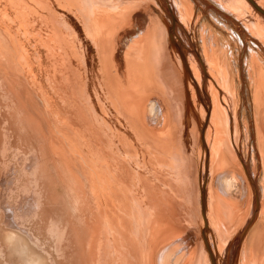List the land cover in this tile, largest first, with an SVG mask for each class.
Here are the masks:
<instances>
[{"label": "rangeland", "instance_id": "obj_1", "mask_svg": "<svg viewBox=\"0 0 264 264\" xmlns=\"http://www.w3.org/2000/svg\"><path fill=\"white\" fill-rule=\"evenodd\" d=\"M98 1L101 0H0V214L4 215L3 212L5 213L6 211L7 213L5 214H11H8L10 219L16 220L18 222L20 221L21 224L32 228L31 224L34 216L33 213H35L36 210L34 212L32 207L30 210L32 212L29 211L30 214L28 213V216H26V206L32 203L35 189L33 187L35 186L34 184L36 183V179L40 177L43 178L47 175L49 176L50 174H53L55 169L60 167L59 161L61 160L60 154L62 155V153L61 148H59V146L56 144V140H61L60 137H62V133L66 132V127L68 126V123H70L73 126L72 127L70 125L73 129L80 128L84 130H90L89 132L93 137L99 133L103 135L105 142H98V144L100 146L106 145L111 148L109 149V156H111L118 163H123L126 166L127 172L125 173L124 179L120 180L119 188H123L125 207L126 209L128 208L129 211V219H126L128 228L131 231L135 229L133 220L134 217L137 218V223L139 224L140 229L146 232H148L149 223H154L155 221L161 226H169L171 228L170 238L173 236L176 238L173 237L175 238L174 240L172 238L170 239L168 236L169 234L163 236L160 239V247L158 246L159 249L157 251L161 250L164 246H168V243L170 245L173 243L172 246L174 248L181 246V248H184L185 241L182 232L185 229H194L193 232L199 239L200 244H203L204 254L208 252L209 257L210 255L214 254L213 256H216V264H220L219 262L224 264L222 261H226L227 264H234L235 261L232 259V257H235L237 253L239 254L237 264H239V258L241 260L243 258L241 255H243L242 251L244 245L245 247L250 245L253 238H255V242L254 240L253 242L256 251L258 250L259 254L264 253V206L262 204V202L264 203V188L262 189V187H264L262 186L263 167L261 166L259 168L257 165V152H254L253 154L251 153V146L256 145V148H259V142L257 140L258 137L256 136L257 126L254 119L255 111L253 109L254 107L258 106V102L260 101H262V104L264 105V81L262 80L264 79V72L262 71L264 70V22L262 20H250L253 26H256L260 32L259 36L262 39H260V37L258 39L256 38L258 36L257 33H251L250 30H246L245 28L244 30L240 28V26H237L232 21L228 20L229 17H223L222 15L220 16V14L217 13L216 5L213 0H205L206 2H204L207 4V6L202 3L201 0H184L182 5L183 7L178 4L182 14L177 13V16H174L176 24H173L171 17L168 18V16L165 18V16L158 15L157 9L159 5L156 2L157 0H119V2L118 0ZM173 1L178 0H172V2ZM120 2H122L123 5ZM97 4L100 7L97 6ZM237 5L240 6V4ZM104 6L107 8V10ZM85 8H90V17H87L84 14L83 9ZM145 10H149L153 14L156 13L155 17L156 19L158 18L157 24L158 27H160L158 34H156L157 37H155V41L153 42L154 45L146 50L150 57V60L147 61V63L150 64L147 65L156 71L158 76H160L158 77L159 80H163L167 86L171 85L172 88H170L172 89V92L174 91L173 93H175V95H173V119H171L173 120V123L170 120L169 125V128H171L173 133L168 138L160 136L155 137L152 135L153 138L151 139H156L153 140V142L150 140L152 143L149 142L148 138L150 137L148 136L149 133L147 130L143 131L144 129H142V136H138L131 124L127 122L125 116L120 114L122 109H118L116 107L115 101H112L110 96L107 95L108 83L106 82V79L103 75L105 70H110V79L119 84H123V91H125V94L127 93V89L125 88L126 86H124L125 77L123 74H118L116 71L117 68L121 69L122 71L124 68L117 67L113 58V52L116 49L115 53H117L118 46H116V43H114L115 41H108L106 32L107 30H111V28L108 27L110 25L114 27L116 32L121 31L123 28L131 29V27L134 26V19L138 15H141V12L143 13ZM92 11H95V13ZM239 11L241 12V15L243 14L246 16L244 14V11H246L245 8L240 7ZM224 13L230 16V14L227 12ZM114 14L118 15L114 16ZM98 16L100 17L97 18ZM231 18L233 17L231 16ZM240 21L242 22V20ZM257 22L261 23L259 24L260 27ZM60 31L62 35L59 33ZM212 38L217 40V45L211 42ZM254 41L258 46H255V44L252 43ZM250 44H252V46ZM207 45L210 49L211 47H214L216 54L219 55V53H223L225 55L224 57H226V55L228 56L230 65L232 66V71H230V73H234V78L230 76L232 91H235L237 82L240 99L237 111L239 113L236 117V123L239 125L238 121L241 122V132L238 138L239 141L237 142L241 151L237 153L238 161L232 158V156H229V152L225 147H220V140H222L224 137L222 136L221 124L218 122L216 117H214L216 120L215 124L211 126L213 129L209 132L210 134H207L208 127L211 125L208 124V122H213V115L211 113L212 111L209 108L211 107L212 103L207 90L209 87V81H207L209 76H207L205 72L201 70L203 75V80L201 81H205V83L207 82L206 86L205 83H201L200 85V83L196 82L192 74L193 70H195V68H193L194 59L197 61V63L202 62L203 66L201 63H198L199 67L201 66L200 69H204L205 67L208 75L210 74L208 67H206L207 64L205 63L206 61L204 55H202L204 52L209 55V52L207 51ZM154 47L155 49L157 48V55H160L159 53L161 50V52L165 54H163V61L158 60V56L153 49ZM251 47H254L253 49H256L259 51V53H261L259 54L261 57L259 58V62L260 73L262 74L260 76L263 87L261 94L259 95L260 99L255 97V80L257 77L255 79V76L251 74L249 69L252 66L251 56L255 54V52L251 50ZM74 53L79 54L77 55ZM103 53L106 55L104 65L102 60ZM199 53L201 54L199 55ZM182 54L185 58V64L181 58ZM200 58L202 60H200ZM73 69L74 71H72ZM8 70H10V72H8ZM20 73L21 76L19 75ZM206 77L207 80H204ZM214 80L217 82H214L216 85L219 84L217 85L218 88L219 86L221 87V84L218 82V80H216L215 77ZM14 82H16V86ZM214 83H212V85H214L216 88ZM65 84H67V86ZM70 84L72 87H69ZM2 85H5V88ZM71 89L74 90L73 101L80 108V110L78 109L79 111L77 110L75 112H70L66 106L67 103L64 99V95H71ZM222 93L226 94L225 97ZM188 94L189 101L186 99ZM217 94L222 96L223 100L225 98V103L228 102V93L225 91V89H217ZM23 95H25V97ZM144 98L146 99V96H143V100ZM19 101L20 103H18ZM200 107L203 108L204 111H201L203 109H200ZM74 113L75 115H73ZM13 114L16 116V118L13 116ZM205 114L208 115L206 116ZM219 114L221 117L223 116L221 115L222 113ZM148 115L149 111L147 110V116ZM21 116H23V118ZM27 116L29 117V120H27ZM207 118L210 119L207 120ZM26 120L30 125H28L29 128L27 126L28 123H26ZM242 124L245 125L243 126ZM38 125L39 127H37ZM61 126H63L65 130L61 129ZM201 126L204 127L202 128ZM144 127L147 128V125L145 124ZM148 127L151 128V130L156 131L162 126H152L149 124ZM32 129L34 132H32ZM55 129L59 131L55 132ZM51 135L53 137H51ZM123 135H126V137ZM127 136L129 141L127 140ZM202 136L205 137L203 138ZM206 136L208 137V140L212 142V144H209L211 147H209L208 150L202 148V142L205 143L203 147L207 146L206 143L208 141H206ZM253 136L255 138H253ZM216 137H218V139ZM120 139L121 141L119 142ZM202 139L204 141H202ZM23 141H25L26 144ZM210 141L209 143H211ZM152 144L153 146H151ZM157 146H159V148L162 150H159ZM135 150L137 151V154ZM170 150H172V152ZM111 151L112 154L115 155H112ZM203 153L206 155H203ZM159 155H161V157ZM229 158L231 160L233 159V161L229 160ZM242 160L248 163L255 162V169L259 170H255L254 175L248 172L250 174L249 176L255 180H253V182L257 184L258 188L260 187L258 190V193L260 192L258 197V208L260 209L258 212H255L256 215H254V211H252V209L254 210L253 202L255 197L253 194L252 184L249 182V180L248 183L250 186V191H248L246 194V199L244 198L246 201L244 199L239 200L240 198L238 199V196L236 197V195L232 196V199L231 197L229 199L225 196H222V198V194L216 188L218 176L224 172H243V174L248 179V174L245 170V167H240ZM62 161L64 163L65 159L61 160V167ZM169 161H171V163ZM51 169L53 171H51ZM203 179H205V181H203ZM259 182H261L260 185ZM146 183L149 185L147 186ZM64 189L65 188L63 185L56 191V197L51 196L53 203L52 207H55L60 203V201H64L66 199L68 201L70 200V197L67 196V190L65 192ZM211 190L212 198H214L211 199L213 205L215 202L224 204L227 203L230 206L233 205V207L235 206L237 208L236 209L234 207L237 211V218L242 216L235 230H222L223 235L221 238L223 239L224 237L226 239V243L223 245L224 247L222 246V253H218L219 250L216 248L218 247V239L215 234V230H212L209 222L207 223L206 221L208 220V215L206 214H209L210 211L208 201ZM260 190L262 191V194ZM30 194H32V197ZM260 195L263 196L261 197ZM119 209L120 208L114 210L113 219L109 218L104 220L102 227L107 228L111 227L112 225H116ZM8 210L13 212L10 213ZM182 210H184V212ZM201 215H204V219ZM250 215L252 218H249L251 217ZM205 216L207 218H205ZM0 221L2 222V220ZM204 225H206V227ZM0 227V246H4V248L7 249V244L4 240V237L9 229H7L5 225L1 223ZM202 229H204V231ZM243 233L245 234L243 235ZM34 234L37 237V242L39 245L30 243L29 238L25 234L18 231V240L21 242L19 249H17L18 252H13L10 257L7 250L8 257H0V264H14V262L17 264L24 256L23 254L25 249L29 251L30 248H33L34 250L37 248V250L41 251V245L46 246L45 242L51 240L52 237H50L47 232L43 231V229L36 230ZM259 237L261 239H259ZM103 240H106L105 237H103ZM212 241L215 246L214 244L211 246L210 242ZM102 247L103 264H116L112 261V258L109 255L108 245L104 243ZM209 247L211 250H213L211 252L212 254L209 252L211 251ZM207 249L209 250L207 251ZM215 250H217V252L214 253ZM39 251H37V253ZM181 251L184 252L183 249ZM181 256L184 258L179 264H183L184 260L188 258V255L184 253H182ZM6 259L8 262H6ZM206 259L207 256L205 254V257L203 256L200 258L199 263L209 264ZM210 260H212L211 257ZM212 262L213 261H211V264H213ZM131 264L136 263L133 262ZM249 264H251L250 261Z\"/></svg>", "mask_w": 264, "mask_h": 264}, {"label": "bare ground", "instance_id": "obj_2", "mask_svg": "<svg viewBox=\"0 0 264 264\" xmlns=\"http://www.w3.org/2000/svg\"><path fill=\"white\" fill-rule=\"evenodd\" d=\"M101 1H98V2H101ZM164 1L163 0H157L156 1L159 5L158 9H157L158 15L165 16V18H167L168 16H169L168 18L171 17V21L174 24L176 22L174 16H177V13L182 14V11L179 8L180 6H178V4L182 6L184 0H178V1H173V2H172V0H164ZM201 1H202V3H204L207 6V4L205 3L206 2L205 0H201ZM213 1L216 5L217 13L220 14V16L222 15L223 17H229L228 20L232 21L235 25L240 26V28H242V29L245 28L246 30H250L251 33L252 32L257 33L258 36L256 38L259 39L260 32L256 26H253V24L250 22V20L255 19V20H262L264 22V15L262 13H260L257 10V8H255L248 0H213ZM252 1L258 7H260L261 9L264 10V0H252ZM118 2H119V0H118ZM104 3H106V2H104ZM120 3H122V2H120ZM98 4H97V6L101 5V4H99V5ZM237 4H240V6H238ZM57 5H59V4H57ZM122 5H123V3H122ZM91 6H93V5H91ZM91 6H89V7H91ZM113 6H114V4H113ZM240 7L245 8L246 11H244L245 12L244 14L246 16H244L243 14L241 15V12L239 11ZM106 10H107V8H106ZM141 10H143V9H141ZM108 11H109V9H108ZM145 11H143V13L141 12V15H138L134 19V21H133L134 26L131 27V29L123 28L121 31L116 32V30H114V27L112 25H110L108 27L111 28V30H107V32H106L108 41H110V42H111V40L115 41L114 43H116V46H118L117 47V53H115L116 49L113 52V58L115 61V65L117 67L124 68L123 71L121 69H118V68L116 69V71L118 72V74L124 75V77H125L124 86H126L125 88L127 89V93L125 94V91H123V84H119V83L112 81L110 79V74H109L110 70L108 71V70H105V68H104L105 71H104L103 75H104V78L106 79V82L108 83V94L107 95L110 96L112 101H115L116 107L118 109H122V112H120V110H119L120 114L125 116L127 122H129L131 124L132 128L136 131L138 136H142V134H143L142 129H144L143 131L147 130V132L149 133L148 136L150 137V138H148L149 142L152 143L153 140H156V139H151V138H153V136H155V137L160 136V137H167L168 138L173 133L171 128H169V125H170V120L173 119V110H174V108H173V105H174L173 95H175V93H173L174 91L172 92L171 85L167 86L163 80H159L158 77H160V76H158V74L156 73L155 70H153L152 67L147 65V64H150V63H147V61L150 60V57H149V54H147L146 50L149 47H151L152 45H154L153 42L155 41V37H157L156 34H158L160 27H158V24H157L158 18L156 19V17H155L156 13L153 14L149 10H145ZM83 12L87 17L91 16L90 8L83 9ZM109 12H108V14H109ZM224 12H227L228 14H230V16L225 14ZM93 13H95V11ZM104 14H105V11H104ZM121 14H123V13H121ZM191 14H192V12H191ZM115 15H118V14H114V16ZM231 16L233 18H231ZM93 17H94V14H93ZM99 17L100 16H98L97 18H99ZM241 18H243V19H241ZM50 19H51V17H50ZM224 19H226V18H224ZM167 20H166V22H167ZM236 20H237V22H236ZM240 20H242V22ZM126 22H125V24H126ZM238 22H240V23H238ZM121 23H123V22H121ZM259 24H261V23H258V25ZM93 25H95V24H93ZM52 27H54V26H52ZM55 27H57V26H55ZM119 27L122 28L121 26H119ZM259 27H260V25H259ZM99 29L101 30L100 27H99ZM118 30H120V29H118ZM53 33H54V31H53ZM59 33L61 34V31ZM47 34H49V33H47ZM260 39H262V38L260 37ZM57 42H59V41H57ZM211 42L213 44L215 43L216 45L218 44L217 40L213 39V38L211 39ZM252 43L255 44V46H258L255 43V41ZM260 43H262V42H260ZM250 45L252 46V44H250ZM155 47L153 48L155 51L154 50H152V51H154L156 53L158 51H156L157 48L155 49ZM114 48H115V46H114ZM207 48H208L207 51L209 52V55H207L206 52H204V54H202V55H204V58L206 61V62L205 61L204 62L207 64L206 67H208V71L210 74L208 75V72L206 71L205 67H204V69H200L201 66L199 67L198 63H201L202 66H203V63L202 62L197 63V61L195 59L193 61V63H194L193 68H195V70H193V72H192L195 81L200 83V85H201V83H205V81L204 82L201 81V80H203L202 79L203 75H202L201 70L204 71L207 76H209L208 80H207V77L204 78V80L209 81L208 82L209 87L207 90H208V93L210 95V97H209L210 101L212 103V105L210 104L211 107H209V108L212 111L211 113H212L213 117L211 114L210 115L213 119V122H211V123L208 122V124H211V125L208 127V130H207L208 133L207 134H210L209 132L213 129V127H211V126H213L215 124L216 120L214 119V117H216L218 122L221 124L222 136L224 137V138H222V140H220V147H225L229 152V156H232V158L237 160V153L241 152L239 147H238V144H237V142L239 141L238 138H239L240 132H241L240 131V123L241 122L238 121L239 125H238V123H236L237 122L236 117H237V114L239 113L237 111H238L239 99H240V94L238 93L239 91H238L237 82H236L235 91L234 90L232 91L231 90V88H232L231 84L232 83L230 84V76H232V78H234V76H233L234 73L233 72H232L233 74L230 73V71H232V66L230 65V60H229L228 56L226 55V57H224L225 55L223 53H219V55L216 54L214 47H211V49H210L209 46L207 45ZM253 48L251 47V50L254 51L255 54H253V56H251L252 66L249 69L251 71V74L255 76V79L257 77V79L255 80L256 85L255 84L254 85L256 86L255 97H257V99H258L259 95L261 94L262 87L264 86V82H263V86H262V81H261V76H260L262 74L260 73V62H259V58H261L259 54H261V53H259V51H257L256 49H253ZM245 49L247 50L246 47H245ZM161 51L159 53L160 55H157V53H156V55L158 56V60L163 61V54L164 53H162ZM74 54H77V53H74ZM183 54H182L181 58L185 64V58H184ZM200 54L201 53H199V55ZM108 56H110V55H108ZM105 59H106V55L103 53L102 54L103 65L105 63ZM200 60H202V59L200 58ZM218 63H219V66H218ZM7 69H9V68H7ZM11 69H12V67H11ZM107 69H109V68H107ZM72 71H74V69ZM262 71L264 72V70H262ZM8 72H10V70H8ZM23 72H25V71H23ZM32 74H33V72H32ZM19 75L21 76V73ZM214 77L221 84V87L223 89H225V91L228 93V98H229L228 102L225 103L224 102L225 98L223 100L222 96H219L217 94V89L222 90V88L220 86L218 88L217 85H219V84H217V85L215 84L217 82L214 80ZM65 80H66V78H65ZM262 80L264 81V79H262ZM15 83L16 82H14V84ZM212 83L215 84L217 89L214 87V85H212ZM65 85L67 86V84H65ZM157 85H159V86H157ZM15 86H16V84H15ZM202 86H205V85H202ZM206 86H207V84H206ZM69 87H72L71 84ZM17 88H18V86H17ZM69 90H70V88H69ZM28 92H29V90H28ZM218 93H219V90H218ZM15 94H16V92H15ZM70 94L71 95H69V96L67 94L64 95V99L67 103L66 106L68 107V110H70V112H75L78 109L80 110V108L73 101V96H74V90L73 89H71ZM25 95H23V96L25 97ZM223 95L225 97L226 94H223ZM143 96H146V99L144 98V100H143ZM188 96H189V94L187 95V98H186L187 101H189ZM17 98H18V96H17ZM28 98H26V99H28ZM206 99H208V98H206ZM18 103H20V101ZM120 106H123V107H120ZM43 107H44V105H43ZM200 109H203V108L200 107ZM147 110L149 111L148 116H147ZM253 110L255 111V118L254 119L256 122V126H257V129L256 128L255 129L257 130L256 136L258 137L257 140L259 142L258 143L259 148L257 149L256 145L251 146L252 147L251 153L253 154L254 152H257V159H258L257 165L259 168L261 166L263 167L262 168L263 169V173H262V183L263 184H262V186H264V105L262 104V101L258 102V106L254 107ZM201 111H204V109ZM209 113H210V111H209ZM219 113H222L221 115H223L222 116L223 118L220 116ZM73 115H75V113ZM13 116H15V115L13 114ZM30 116H31V114H30ZM47 116H48V114H47ZM21 117L23 118V116H21ZM71 117H72V115H71ZM208 117H210V116H208ZM15 118H16V116H15ZM27 118H28L27 120H29L28 116H27ZM49 118H51V117H49ZM9 119H13V118H9ZM24 119H25V117H24ZM43 119H44V117H43ZM208 119H210V118H207V120ZM27 120H26V123H28ZM171 121L173 123V120H171ZM145 124L147 125V128L144 127ZM149 124L152 126L158 125V126H162V127H160L161 129L158 128V130L153 131V130H151V128L148 127ZM28 125H29V123L27 124V126ZM70 125L71 124L68 123V126L66 127V132L62 133V137H60L61 140L60 141L56 140L57 146H59V148H61V153H62V155L60 154L61 160L65 159L64 163L62 161V167H61V160H60L59 161L60 167L57 165L59 168L55 169L53 174L49 173L50 174L49 176L46 174L47 176H45V177H43L44 176L43 175L42 176L43 178H41L40 177L41 175H40L39 176L40 178H37L36 183L34 184L35 186L33 188H35V189H34V197L32 199V203L30 205L27 203L28 206H26L27 207L26 208V210H27L26 216H28V213L32 209V207L34 209V212L36 210V212L33 213L34 216L32 215L33 216V219H32L33 221L31 224L32 228H29L28 226L21 224L20 221L18 222L16 220L10 219L9 215H11V214H9V213H8L9 215L5 214V213H7L6 211H5V213L2 211L4 215L0 214V220H2V222L0 221V223L5 225V227L7 229H9V231L5 234V237H4V240L7 244L6 245L7 249L4 248V246H0V255H1L0 257H2V256H4L2 258H5V256L8 257V252H9V255L11 257V254L13 252L16 253L17 249H19L21 242L18 240V235H17L18 231L25 234L29 238L30 243L39 245V243L37 242V237L35 236L34 233L36 232V230H42L43 229V231L47 232L48 235H50V237L52 236L51 240H48L45 242L46 246L41 245L42 246V247H40L41 251L37 250V248H36V250L39 251L38 253L33 248H30V250H29L30 252L25 249L24 254H23L24 256L22 257L21 261H19L17 264H103V249H102L103 247L102 246L104 243H106L108 245L109 255L112 258V261L116 264H131L133 262H135L136 264H179L182 262V259L184 258V257L182 258V256H181L182 253L188 255L187 256L188 258L184 260L183 264H200L199 263L200 258L203 256L205 257V254L207 256L206 260L209 264H211V261H213L212 262L213 264H216L215 263V257L216 256H213L214 254L211 253L213 250H211L209 247V249L211 250L209 252L212 254V255H210L212 260H210L208 252L205 251L206 253L204 254L203 244L202 243L200 244L199 239L197 238V236L193 232L194 229L193 230L185 229L182 232V235H183V238L185 241L184 248H181L182 246L174 248L172 246L173 243H171L172 245H170L167 242L168 246L162 247V249L159 251H157V250L159 249L158 246L160 245V239L167 234H169L168 236L170 238L171 228L169 226L168 227L161 226L156 221L154 223L150 222L148 232H146V231L140 229V226L137 223L138 220L136 217H134L133 220H134V224H135V229L133 231H131L128 228L127 221H126V219H129V211H128V208L126 209V207H125L123 188H119L120 187L119 182H120V180L124 179L125 173L127 172L126 166L123 163H118L111 156H109V153H110L109 149H111V148H109L106 145L100 146L98 144V142H101V143L105 142L103 135H101L99 132H98L99 134L95 133L96 135H95V137H93L89 132L90 130H84V129H80V128L73 129L72 128L73 126L71 125L72 126L71 127ZM27 126H26V128H27ZM29 126H28V128H29ZM37 127H39V125ZM45 127H46V125H45ZM61 127H62L61 129H64L63 126H61ZM31 128H32V126H31ZM34 131H35V128H34ZM34 131L32 129V132H34ZM54 131L57 132L59 130L55 129ZM213 133H214V130H213ZM58 134H60V133H58ZM202 134H203V131H202ZM121 135H122V133H121ZM253 135H254V133H253ZM220 136H221V134H220ZM31 137H32V135H31ZM51 137H53V136L51 135ZM124 137H126V135ZM209 138H211V137H209ZM216 138L218 139V137H216ZM253 138H255V137L253 136ZM127 140H128V136H127ZM150 140H152V142ZM49 141H50V139H49ZM120 141H121V139L119 140V142ZM202 141H204V140L202 139ZM206 141H208L206 143V145L208 147L207 146L203 147V145L205 143L202 142L203 143L202 148H205V150H208L209 147H211L209 144H212V142L210 140H208V137H207ZM209 141L211 143H209ZM23 142L25 143V141H23ZM155 142H158V141H155ZM151 146H153V144ZM154 147H156V146H154ZM157 147L159 150H162L161 148H159V146H157ZM122 148H124V147H122ZM39 151H40V149H39ZM41 151H42V149H41ZM170 151L172 152V150H170ZM128 153H129V151H128ZM205 153H207V152H205ZM205 153H203V155ZM111 154H112V151H111ZM131 154H133V153H131ZM136 154H137V151H136ZM112 155H115V154H112ZM53 156H55V155H53ZM133 156H135V155H133ZM151 156H153V155H151ZM159 156L161 157V155H159ZM41 158H42V156H41ZM163 159H164V157H163ZM171 159H172V157H171ZM229 160H231V159L229 158ZM224 161H225V159H224ZM231 161H233V159ZM169 162L171 163V161H169ZM135 163H136V160H135ZM208 164H209V162H208ZM232 164H233V162H232ZM46 165H47V163H46ZM240 165H241L240 167H245V170L248 174V179L243 174V172H241V173H236V171L234 173H232L231 171L224 172L218 176L216 188L222 194V195L219 194V195H221V197L225 196L226 198H229V199L231 197V199H232V196L236 195V197L238 196V199L240 198L239 200H241V199L243 200L244 198L246 199V194L248 193V191H250V186L248 183V180H249V182L252 184L253 194L255 197L254 202H253L254 203V210L252 209V211H254V215H256L255 212H258L260 209V208H258L259 207L258 197L260 194V192L258 193V190L260 187L259 188L257 187V184H255L253 182L254 179H252L249 176L250 174L248 173V172H250L253 175L255 174L256 163L255 162L248 163V162L242 160ZM248 167L251 171L248 169ZM51 171H53V170L51 169ZM256 171H259V170H256ZM130 173H131V171H130ZM12 174H14V173H12ZM35 178H36V176H35ZM206 178H208V177H206ZM203 181H205V179H203ZM129 182H128V184H129ZM131 182H132V180H131ZM201 182H202V180H201ZM260 184H261V182H259V185ZM63 185L65 188L64 191L66 192V190H67V196L70 197V200L68 201L66 199L68 202L66 200L60 201L59 204L55 203L57 205L55 207H52L53 203H52L51 196L54 197L57 193L56 191L58 190V188L62 187ZM146 185L148 186L149 184L146 183ZM203 185H204V183H203ZM206 186H207V184H206ZM131 187H132V183H131ZM203 188H204V186H203ZM263 188L264 187H262V189ZM201 190H203V189H201ZM209 191H210V189H209ZM263 191H264V189H263ZM201 193H200V195H201ZM249 194H250V192H249ZM261 194H262V191H261ZM30 195L32 197V194H30ZM204 196H205V194H204ZM260 196L262 197L263 195H260ZM35 197H36V199H35ZM211 199H214V198H212V190L209 193V201H208L210 211H209V214L208 213L206 214V215H208V220H206V219L205 220L207 221V223L209 222L212 230L213 229L215 230V234H216L217 239H218V241H217L218 247H216V248H218V250H219L218 253H222L223 252L222 246L224 245V243H226V241H225L226 239L223 237V239H224V242H223V239L221 238L223 235L222 230H229V229L235 230V228L237 227L238 223L240 222L242 216H239L237 218V216H236V213H237L236 209L237 208L234 206L236 208L235 209L232 204H231L232 206H230L227 203L224 204V203L215 202L213 205ZM260 200H261V198H260ZM27 202H29V201H27ZM30 202H31V199H30ZM56 202H58V201H56ZM202 202H203V199H202ZM229 203H230V201H229ZM153 204H154V202H153ZM262 204L264 206L263 202H262ZM151 206H152V204H151ZM213 206H214V208H213ZM117 208H120V209L118 211L119 215H118V218L116 221V225L115 226L112 225L111 227H107V228L102 227L103 226L102 223L104 222L105 219H109V218L113 219L114 218V210ZM129 208H130V206H129ZM17 209H18V207H17ZM261 209H262V206H261ZM12 210H13V208H12ZM184 210H182V211L184 212ZM8 212L11 213L13 211L8 210ZM30 212H32V211H30ZM167 212H168V210H167ZM204 214H205V210H204ZM178 216H179V214H178ZM202 217L204 219V215ZM15 218H17V217H15ZM205 218H207V217L205 216ZM249 218H252V216ZM27 220H28V218H27ZM29 221H30V217H29ZM204 223H206V222H204ZM204 226L206 227V225H204ZM202 230L204 231V229H202ZM209 231H211V230H209ZM244 234L245 233H243V235ZM261 235H262V233H261ZM179 236H181V235H179ZM103 237H105L106 240H103ZM173 237H175V236H173ZM173 237H171V238L174 240L176 237L175 238H173ZM19 238H21V237H19ZM254 239L255 238H253V240ZM259 239H261V238L259 237ZM253 240L250 243V245H247L246 247L244 245L243 251H242L243 252L242 254L244 256L241 255L243 257L242 260L239 258V264H249V261L251 264H264V253L259 254L258 250L256 251L255 245H254L255 240H254V242H253ZM182 241H183V239H182ZM22 243H24V242H22ZM167 243H166V245H167ZM227 243H228V240H227ZM210 244H211V246H213V244H214L213 241L210 242ZM214 246H215V244H214ZM182 249L184 250V252L181 251ZM209 249H207V251ZM7 250H8V252H7ZM223 250H224V248H223ZM147 251H148V253H147ZM215 252H217V250H215L214 253ZM43 254H45V255H43ZM218 255H220V254H218ZM238 255L239 254L237 253L235 257H232V259L235 261L234 264L238 263L237 262L238 261L237 260ZM6 262H8L7 259H6ZM222 262H224V264H227L226 261H222ZM219 263L221 264V262H219ZM14 264H16V263L14 262Z\"/></svg>", "mask_w": 264, "mask_h": 264}, {"label": "water", "instance_id": "obj_3", "mask_svg": "<svg viewBox=\"0 0 264 264\" xmlns=\"http://www.w3.org/2000/svg\"><path fill=\"white\" fill-rule=\"evenodd\" d=\"M257 10L264 15V10L258 7L252 0H248Z\"/></svg>", "mask_w": 264, "mask_h": 264}]
</instances>
